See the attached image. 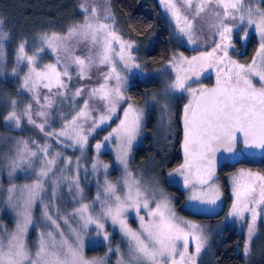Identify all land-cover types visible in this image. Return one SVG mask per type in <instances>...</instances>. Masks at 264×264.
<instances>
[{"label":"snow or ice","instance_id":"snow-or-ice-1","mask_svg":"<svg viewBox=\"0 0 264 264\" xmlns=\"http://www.w3.org/2000/svg\"><path fill=\"white\" fill-rule=\"evenodd\" d=\"M159 3L174 20L178 36L186 37L188 44L198 43L194 22L203 19L204 13L210 15L211 23L208 27L215 30L213 34L219 35L220 42L215 43L211 51H204L190 58L182 52L173 53L167 65L155 70L157 76L148 77L145 73L147 65L138 62V57L133 54L136 43L125 41L114 25L108 23L112 17L107 10L101 19L96 8H89L85 3L81 5L85 13L83 23L70 27L66 35L44 34L40 37V46L31 55L26 52V42L18 44L17 63H26L28 68L21 87L33 93L37 104L39 99L36 90L41 85L50 93L54 85L57 89L56 96L65 95L60 90L67 88L64 78L71 79L67 67L68 60L79 69L80 79H90L86 73L93 66L102 65L109 68L107 73L102 74L103 83L88 91L83 107L71 120L65 123L59 132L49 131L46 135L50 138L65 137L71 142V146H79L82 150L98 128L108 125L114 118L119 119V124L112 128L103 141L95 144V151L99 153L102 148L107 147L108 142L115 139L118 144L116 160L123 167L125 177L121 189H118L115 183L104 181L93 202L100 205V210L95 215L88 204L75 208L70 216L74 220L79 218L76 221L78 229L71 228L68 218L50 214L49 209L59 187V182L53 181L49 203L43 206V217L50 230L39 233L37 248L33 253L26 243L28 229L33 225L32 208L38 201L43 202L42 194L48 191L45 183L50 174H55L53 166L57 163V153L40 167L33 183L23 185L19 190L15 185L7 189L8 203L18 209L19 219L15 230L8 234L6 240L0 236V264H101L84 258L82 233L86 235L87 230L93 228L97 237L108 241L110 234L106 231L107 221L114 226L118 225L128 238L130 255L136 264H197V257L207 245L204 229L177 217L171 209L168 197L161 194L157 201L156 192H149L140 181L134 180L128 171V154L140 132L144 117V110L132 104L123 109V118L117 114V110L128 99L125 91L130 75L139 74L156 79L173 72V76H168L170 82L166 83L161 99L167 101L169 96L176 93H187L190 97L184 105L181 117L184 163L169 172L168 176L182 179L183 186L191 191L188 199L193 208L199 211H215L220 206L222 192L215 184V176L221 161L238 163L255 159L257 156L264 158V9L259 6L264 4V0H159ZM253 4L256 6H252ZM226 20H231V25L225 23ZM245 25L254 28L259 34V66L255 59L251 65L245 66L229 57V48H234L231 35L234 30ZM248 35V31L244 30L243 38L247 39ZM9 38V34L0 29V61L3 59L4 41ZM225 40L228 43H225ZM84 42H87L91 49H95V52L85 59L71 55L75 45ZM46 49L53 53H66V66L62 72L58 71L57 67L60 63L59 57L56 64H48L38 70L40 54ZM210 69H215L218 74L216 86L210 89L192 87L190 82L200 81ZM3 73L4 67L0 63V75ZM17 74V69H13L12 75ZM83 94L84 89L77 88L72 98ZM44 99L46 104L41 105V109L51 108L52 100L47 96ZM156 99L154 96L153 100ZM93 100L100 102L102 106L94 108L91 104ZM10 103L12 110L4 119L20 128L22 116L15 110L17 101L12 100ZM168 108L167 102L161 105L162 120L170 117ZM93 112L99 114L94 116ZM23 115L27 117L29 124L40 132H45L49 112L40 110L33 113L32 105L29 104ZM33 115L43 117L44 121L37 123ZM58 142L63 143L59 140ZM17 145L15 157L9 163V176L21 169L22 162L32 168L31 158L38 155L36 151L29 149L27 141H17ZM37 147L40 153L46 156L50 154V146L47 143ZM68 163L71 164V161ZM100 167H103L106 174L109 166L102 165L98 160L92 165L93 172L99 171ZM61 178L68 179L66 176ZM72 184L76 190L75 194L82 195L78 177ZM231 190L234 199L229 216L240 221L245 220L246 213L251 217L247 225V242L244 248L245 255H248L256 232V221L264 214V174L240 170L231 178ZM69 191H72V187ZM149 197L155 203L154 208H150ZM199 205L210 207L199 208ZM142 208L149 209L147 215L151 219L145 222L144 217H140L141 231L136 232L128 227L126 214L133 211L139 214ZM59 220L69 225L74 240L70 241L65 236ZM189 240L194 243L193 253L188 251Z\"/></svg>","mask_w":264,"mask_h":264},{"label":"trees","instance_id":"trees-1","mask_svg":"<svg viewBox=\"0 0 264 264\" xmlns=\"http://www.w3.org/2000/svg\"><path fill=\"white\" fill-rule=\"evenodd\" d=\"M113 12L116 13L123 27L131 37H143L148 34H154L152 48L146 52L147 59L153 61L152 65H161L169 57L170 53L174 50L175 46L171 39L173 33L169 30L170 25L168 20L162 15L156 0H108ZM80 0H0V18L4 21L5 25L3 30L9 31V37L14 42L21 43L26 42V50L32 52L30 45L33 42L32 37L34 35L41 34H58L62 33L71 24H75L80 20V13L77 10V5ZM264 9V4H261ZM158 26V28H155ZM27 37V38H26ZM259 37L256 34H252L246 44L245 55H241L244 59H249L254 52L259 50L258 46ZM29 45V46H28ZM150 77V76H149ZM22 79L19 80L18 74L13 76L7 72L4 76L0 75V187L5 191L6 206H11L8 203V191L7 189L12 185H15L19 190L23 185L31 184L36 180V172L40 167L45 164L53 156H56L57 163L53 166L54 175L50 174V177L46 180L45 188L48 191L43 195V202H37L32 208L33 225L29 227V231H32L35 226L44 223L43 210L44 204L49 203L51 197V186L53 181L60 180L59 187L62 192H57L55 200L52 202V206L49 211L52 215H60L66 217L69 220V225L74 228L78 226L76 221L70 216V214L79 207L81 204H88L93 215L100 210V205L95 201V197L98 191H101L105 180L111 183H115L118 189L122 188V181L125 175H120V167H114L110 162L111 154L95 155V142L101 137V133L112 129L113 125L118 121L114 118L112 122L106 126H102L99 130L93 133L88 140L87 145L81 150L79 146H71V142L65 137L50 138L46 135L47 132H59L63 125L71 120L74 116L73 101L71 99L59 98L54 94H49L48 89L42 85L41 91L46 94L37 95L39 104L32 107V112L36 113L40 110H44L50 113L48 117V123L45 126V132H40L38 128L27 122V117L24 116L26 107L36 100H32L28 93H25V89L21 87ZM205 82V80H203ZM153 79L146 78L144 81L137 79L132 83L128 89V99L130 102H140L145 96V89L148 85L151 86ZM210 85V84H209ZM156 86V85H155ZM21 89V91H20ZM41 93V92H40ZM49 97L52 100V107H44L41 109V105H45V97ZM16 100V111L22 116V124L20 128H16L14 125L7 123L4 117L12 110L11 101ZM83 99L81 103H83ZM120 116V112L118 113ZM33 119L37 123L44 121L43 117L33 115ZM87 127V125H86ZM179 123L177 124V134L172 140L169 135H165L161 138L160 135H154L153 132L145 134L142 143L139 145H133L131 150L132 155L128 157V171L134 180L141 182L142 186L149 192H156V200L158 201L160 195L163 194L171 201V209L176 215H182L186 218H193L200 225L208 229L214 228L217 216H199L190 214L182 210L181 205L184 200V194L182 186L175 185L174 183H168L166 181L168 172L175 167L181 166V160L178 151L179 140ZM157 132V131H156ZM159 134V133H158ZM168 134V133H167ZM171 138V141H168ZM161 139V143L158 140ZM63 141V143L58 142ZM17 141H27L28 147L31 151L38 153L37 157L31 158L33 167L28 168L26 164H23L21 169H18L13 175L9 176V163L11 159L15 157L17 149ZM157 141V143H156ZM47 143L49 147V155L40 153L39 146H43ZM69 147H68V146ZM97 158H96V157ZM100 161L102 165H108L107 173L105 174L103 167H100L99 171L93 172L92 165L96 161ZM71 161V164L68 163ZM117 162V160H116ZM114 164V165H113ZM120 165V164H119ZM244 166L250 169H256L264 173V162L261 163H245ZM113 168V169H109ZM226 170L222 168L219 172V180L224 185L226 194V204L224 210L228 206L229 196L225 184ZM62 176L68 177L67 180L62 179ZM117 176V178H115ZM78 177L79 187L83 190L82 195L75 194V187L72 181ZM72 187V191L69 188ZM150 208L155 207V203L152 198L149 197ZM18 209L14 208V216L18 222ZM149 209H141L139 214L136 212H129L126 214L127 224L133 231L139 232L141 228L136 230L132 226L141 225L140 217H144L145 222L151 219L147 215ZM40 218V219H39ZM75 224V225H74ZM74 225V226H73ZM106 231L110 234L108 241H103L102 237H98L97 242L101 243V246H105L112 250L120 248L115 245V238L117 234H111L109 232L110 227H115L110 221L106 222ZM117 226V225H116ZM69 227V226H68ZM89 233V231H87ZM69 235V236H68ZM28 236V235H27ZM125 236V235H124ZM70 241L72 239L71 229L68 228L67 236ZM96 242V241H94ZM243 242V236L238 233L233 227H226L220 232H216L211 235L206 248L197 257V264H264V253L254 252L249 258L244 257L241 252ZM103 244V245H102ZM84 249V248H83ZM102 247L96 249H84L85 252H97L102 251ZM189 253L194 252L193 244L189 241L188 247ZM111 252V253H112ZM98 253V252H97Z\"/></svg>","mask_w":264,"mask_h":264},{"label":"rangeland","instance_id":"rangeland-1","mask_svg":"<svg viewBox=\"0 0 264 264\" xmlns=\"http://www.w3.org/2000/svg\"><path fill=\"white\" fill-rule=\"evenodd\" d=\"M156 1H157V4L159 6V9L162 15L168 20V24L170 25L169 30L173 31L171 35V39L174 43L175 48L170 53L168 59L163 64L155 65V67L152 65L153 61H151L150 59L148 60L147 59L148 57L146 55V52L152 48L154 34L152 33V34H148L143 37H136V38L131 37L129 33L127 32L126 28L123 27L122 24L120 23V20L117 17L116 13L113 12V10L111 9L110 3L108 0H80L79 4L77 5V10L80 13V20L77 21L75 24H71L67 28V30L74 25H79L83 23L85 13H83L81 9L82 4L86 3L89 8L95 7L101 19H103L106 13V10H107V12L110 13L112 17V19L109 20L108 23L114 25L116 31L123 37L125 41L136 43L137 47L134 50L133 54L136 57H138V62H140L141 64L147 65V67L145 68V73L148 74V77L157 76V73L155 72V70L161 68L164 65H167L168 60L173 55V53L182 52L184 56L190 58L192 56L200 55L201 52L211 51L212 48L215 46V43L220 42L219 35L218 34L214 35L213 33L215 32V30L214 29L210 30L208 27V25L211 23L210 15L208 13H204L202 14V16L204 17L203 19H197L194 22L196 24V39L198 43L196 45L188 44L186 37L178 36L176 24L174 20L171 18L170 14L167 13L164 10V8L160 5L159 0H156ZM252 6L255 7L256 5L253 4ZM259 6L261 7V4ZM0 21H2V24H0V29H2L5 23L1 18H0ZM225 23L231 25L232 21L226 20ZM155 28H158V26H155ZM67 30H65L62 33H58V35H61V36L66 35ZM244 30H247L249 33L247 39L243 38ZM3 31L6 34H9L8 30H3ZM252 34H256L257 37H259V34L254 30V28H248L246 25L242 26L241 29H236L233 31L231 35V44L234 45V48H229V57L231 60L235 61L238 64L248 66V65H251L253 60L255 59L257 66L260 65L261 57L257 56L258 51L254 52L249 59L241 60L243 58L242 56L245 55L246 44ZM43 35L44 33L41 35H34L32 37L31 40H33V42L30 45V49L33 51L28 52L26 50V52L29 55H31L34 51L38 49V47L40 46V37ZM48 35H52V34L48 33ZM23 41L25 40H22L21 42ZM225 43H228V41L225 40ZM260 43L261 41L259 37L257 47H260ZM18 44L19 43L17 41L13 42L10 38L4 41V47H3V53H2L3 59L2 61H0V63H2L4 67V73L1 76H4L7 72L12 74L13 69H17L19 80L21 79L23 80L24 76L27 74L28 68L26 67V63H20V64L17 63ZM90 49H91V46L87 42L79 43L75 45L74 51L71 53V55L79 56L80 58L85 59L86 57H88L89 55L95 52V49H91V51ZM65 56H66V53L63 51L59 53H53L51 50L46 49L45 52L40 54V59L38 60V70L43 69L45 65L56 64L57 58L59 57L60 63L57 67H58V71L62 72L64 70V67L66 66ZM67 67L71 75V79L69 80L68 78H64L65 83L67 84V88L60 90L64 92L65 95L59 98L67 97L68 99H71L73 101V108H74L73 114L75 115L80 110V108L83 107V103H81V100L82 99L84 100L87 98V93L90 89L98 87L100 83H103L102 74L107 73L109 71V68L107 66H102V65L93 66L86 73V76H90L91 78L90 79H80L79 74H78L79 69L77 68L75 64H72L71 61L68 60ZM173 75H174L173 72H169L167 76L163 78L153 79V82H151L152 85L151 86L148 85L146 88H144L146 92V96L140 102H130L129 99H127V101L123 103L120 106V108L117 110V114L119 112L121 113L120 116L118 114L120 118H123V109L126 108L128 104H132L134 107L142 108L144 110V117L141 123L140 132L132 143L128 157H131L132 155L131 150L133 148V145H139L140 143H142L143 138L145 134L147 133L152 134L153 132L154 135H157V136L160 135L161 138H163L165 135H169V137H171L172 140L174 141V138L178 132L177 124L179 123V125H182L181 117L183 114V108H184V105L188 102L190 97L188 96L187 93H183V94L176 93L174 95L169 96L167 98V101L161 99V97L164 95V89H165L166 83L170 82L168 80V76H173ZM217 75L218 74L215 69H210L208 72L204 74V76L201 77L200 81L190 82V83H192V87L207 88L210 85H216ZM137 79H141L144 81L146 77L141 76L139 74L129 76L128 86L125 91V95L127 98H128L129 86L132 83L136 82ZM205 79L207 82L203 81ZM254 82H255V78H254ZM112 83H114V81ZM258 86L259 85L257 84V87ZM40 87H38V89L36 90V95L46 94L44 91L40 90ZM77 88H83L84 94L80 97H76L75 99H73L72 97L74 96V93L76 92ZM56 91L57 89L53 85L51 94L55 95ZM25 93H28L31 96V99L34 100L33 93H30L27 90H25ZM154 96L157 98L156 100H153ZM165 102H167L169 105L168 112H170L171 115L166 120H162L163 113H162L161 105ZM36 104H37L36 102H32V107L36 106ZM91 104L94 108H99L102 106L100 102L95 101V100L91 101ZM98 114H99L98 112H93L94 116ZM118 124H119V119L113 125L112 128H115ZM111 130L102 132L101 137L95 142V144L103 141V138L107 136L108 133L111 132ZM98 133H99V130H97L96 134ZM171 138H169L168 141H171L170 140ZM159 142L160 143L162 142L161 139L158 140V143ZM117 147H118V144L115 141V139H113L112 141L108 142V145L106 148H102L100 152L99 153L96 152L95 155L96 154L102 155L101 157H103L104 154L106 153L111 154L110 158H112V161L110 162V164L112 165V162L115 164V165L113 164L114 169L116 167H120V170H118L120 172V175H125V171L123 167L116 162ZM254 162L258 163L256 161H253V163ZM113 168H109V169H113ZM176 168H179V167H175L174 169ZM173 170H171L170 172H172ZM240 170H246V171H251L253 173L264 174L262 171H259L256 169H250L246 166H240L236 168L235 170L231 171V173H227L225 176V181H224L226 184V189H227L228 196H229L228 206L226 210H224L225 204H226L225 189H224V185L219 179L215 180V184L216 186L219 187L220 191L222 192V197L220 201V206L217 207L215 211H199L196 208H193L188 199L189 196L191 195V191L189 189H186L183 186V181L180 177H176L175 179H173L168 176L166 181L168 183H174L175 185L178 184L182 186L181 188L184 194V200L181 205L182 210L190 214L199 215V216H217L222 213L219 217L216 218L215 226H213L214 228H212L211 230L204 227L203 225H200L199 222H197L193 218H186L182 215H176L177 217H179L183 221L189 222L190 224L200 225L204 229V234L207 236V244H208L209 239L211 238V235H213L214 233L220 232L224 230L226 227H230V228L233 227L238 233H241L243 236V242H242V248H241L242 255L244 257L249 258L251 254H253L255 251L264 253V214H262L256 221V225H255L256 232L250 244V252L248 255H245L244 248H245V243L247 242V232H248L247 225L251 219L250 214H247V213L245 214L244 221H240V220H237L229 216V212L231 211L233 199H234L232 195V190H231V178L234 175H236V173H238ZM115 178H117V176ZM59 183H60V180H59ZM57 192H62V189L57 188ZM4 198H5V191L4 189L0 187V236H3L6 240L8 234L15 230L17 221L14 216V207L12 205L6 206L5 202H3ZM198 207L208 208L210 206L199 205ZM50 214L52 213L50 212ZM53 216L56 217L57 214ZM58 223H60L61 229L64 231L65 236H67L69 225H65L63 220H59ZM127 225L129 226V224ZM74 228L78 229V226L75 225ZM132 228L136 230L140 229L139 226L138 227L132 226ZM48 230H50V228L47 226V222L45 221L44 223H41L40 225L37 224L35 228L32 231H29V233L27 234L28 236L26 238V243L33 253L36 251V248H37L39 233L41 231H48ZM87 231H89V233H87L86 235L82 233V238L84 241L83 248L90 250L94 248L96 249L97 247H102L103 250L101 252L97 251L98 252L97 253L93 251L85 252L83 249V256L86 260L101 262V264H121V261H123V264H136V262L132 260V257L130 255V246H129L128 238L124 236V234L121 232L118 225L115 227L113 226L110 227V230H109L111 234H117V237L115 238L116 243L115 245H112L111 247H114V246L115 248L116 246L120 247V248H116L113 252L112 250L109 251V248H106L105 246H101L100 242H97L98 237L93 228H89ZM57 238L59 239V237ZM70 238L74 240V237H70ZM192 244L194 248V243L192 242Z\"/></svg>","mask_w":264,"mask_h":264},{"label":"water","instance_id":"water-1","mask_svg":"<svg viewBox=\"0 0 264 264\" xmlns=\"http://www.w3.org/2000/svg\"><path fill=\"white\" fill-rule=\"evenodd\" d=\"M216 85H210L209 87L207 88H213L215 87ZM183 139H184V136H183V128L181 126V129H180V135H179V142H178V148H179V156H180V160H181V165L184 163V153H183V150L181 148V145L183 143ZM256 158H261L259 156H257ZM242 162V161H241ZM241 162H238V163H235V162H229V163H224L223 161H221L220 165L217 166V170H216V176H215V180L218 179L219 177V172L220 170L225 166V165H230V166H236L238 164H240Z\"/></svg>","mask_w":264,"mask_h":264},{"label":"flooded vegetation","instance_id":"flooded-vegetation-1","mask_svg":"<svg viewBox=\"0 0 264 264\" xmlns=\"http://www.w3.org/2000/svg\"><path fill=\"white\" fill-rule=\"evenodd\" d=\"M182 125H179L180 129H181ZM180 129H179V135H180ZM179 142V140H178ZM179 151V148H178ZM253 161H256L258 163L264 162V158H255V159H248V160H242V162L236 166H230V165H225L223 168L226 170V173L224 176H226L227 173H231V171L235 170L236 168L240 167V166H244L245 163H251L253 165ZM255 163V162H254ZM219 179V177H218Z\"/></svg>","mask_w":264,"mask_h":264}]
</instances>
